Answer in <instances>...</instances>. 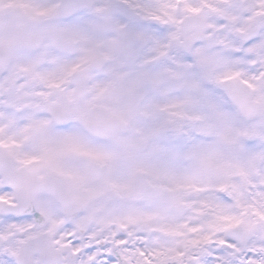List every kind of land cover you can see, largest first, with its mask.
Listing matches in <instances>:
<instances>
[{
	"label": "snow or ice",
	"instance_id": "1",
	"mask_svg": "<svg viewBox=\"0 0 264 264\" xmlns=\"http://www.w3.org/2000/svg\"><path fill=\"white\" fill-rule=\"evenodd\" d=\"M0 264H264V0H0Z\"/></svg>",
	"mask_w": 264,
	"mask_h": 264
}]
</instances>
